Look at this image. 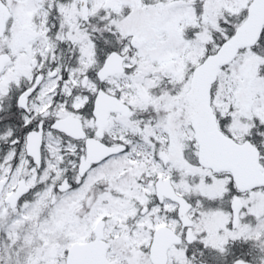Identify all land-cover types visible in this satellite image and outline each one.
<instances>
[{
	"label": "snow or ice",
	"instance_id": "1",
	"mask_svg": "<svg viewBox=\"0 0 264 264\" xmlns=\"http://www.w3.org/2000/svg\"><path fill=\"white\" fill-rule=\"evenodd\" d=\"M0 264H264V0H0Z\"/></svg>",
	"mask_w": 264,
	"mask_h": 264
}]
</instances>
